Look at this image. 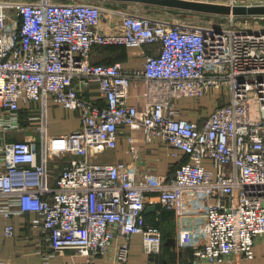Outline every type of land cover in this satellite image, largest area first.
Returning <instances> with one entry per match:
<instances>
[{
  "label": "built area",
  "instance_id": "1",
  "mask_svg": "<svg viewBox=\"0 0 264 264\" xmlns=\"http://www.w3.org/2000/svg\"><path fill=\"white\" fill-rule=\"evenodd\" d=\"M104 11L77 0H0V216L34 214L33 229L50 255L74 251L83 260L73 264H126L134 235L146 253H161L162 228L146 220L152 192L161 204L157 220L164 210L195 217L204 210L191 231L193 264L255 258L257 241L264 244V29L118 11L120 25L106 32ZM115 45L141 50L142 67L92 62L95 47ZM92 86L103 104L84 97ZM133 86L144 88L137 104ZM208 95L216 106L206 121L186 118L179 100ZM51 103L78 112L81 128L49 135ZM35 129L40 147L13 138ZM134 130L185 157L172 178L145 173L137 180L132 164L95 161L122 136L137 154ZM56 159L68 160L58 170ZM4 233L13 237L15 226Z\"/></svg>",
  "mask_w": 264,
  "mask_h": 264
},
{
  "label": "crops",
  "instance_id": "2",
  "mask_svg": "<svg viewBox=\"0 0 264 264\" xmlns=\"http://www.w3.org/2000/svg\"><path fill=\"white\" fill-rule=\"evenodd\" d=\"M121 16H105L102 22V29L106 32L115 31V26L120 25ZM145 53L151 52L144 49ZM145 55L139 49L124 46L95 47L92 55V62L97 64L122 63L125 69H135L142 67ZM142 86L131 88V102L137 104V98L143 93ZM83 95L85 98L103 104L99 98L98 87H84ZM179 107L185 112L186 118L198 123H204L209 114L216 106V99L208 95L200 101L189 98H182L178 102ZM27 113H24L26 116ZM48 134L62 135L78 131L81 128L79 113L68 111L62 107L49 105L48 109ZM34 123L32 129L37 126ZM36 133L26 131L13 135L14 139H27L28 134ZM135 138L137 154L131 151L133 146L126 137L119 139L117 148L99 154L95 161L98 163L126 162L133 165L136 171L135 178L139 180L145 173L172 178L177 167L185 160L175 149L168 147L161 140L147 142L145 133L142 130L129 132ZM40 135V133H39ZM51 163L54 167L58 165L64 167L68 159ZM63 165H62V164ZM56 174V173H54ZM161 204L157 193H149L147 198L146 220L148 224L160 226L163 231V243L161 253L148 254L143 247V237L134 235L130 241V252L126 264H193V245L191 231L197 223L204 221V210L201 215L195 217L190 211H162L160 220H157ZM34 214H19L10 221L0 216V254L2 259L0 264H73L83 260L74 251L66 250L61 253L51 254L50 247L46 238L42 234L34 231L32 220ZM15 226V235L11 238L6 237L4 230L7 224ZM255 258L238 259L231 255L221 264H264V244L258 240L255 245ZM96 264H111L105 259H98ZM195 264H211L203 261Z\"/></svg>",
  "mask_w": 264,
  "mask_h": 264
},
{
  "label": "rangeland",
  "instance_id": "3",
  "mask_svg": "<svg viewBox=\"0 0 264 264\" xmlns=\"http://www.w3.org/2000/svg\"><path fill=\"white\" fill-rule=\"evenodd\" d=\"M22 1H34V0H22ZM58 2H67L68 0H56ZM79 2H93L95 4L101 5L105 11L104 15H115L118 11H129L131 13L149 16L157 19L173 20L179 23H184L188 25L196 26H224L227 27L235 23L236 27L242 28L247 27L250 29H264V18L261 16H237L233 20L230 16L223 15H213V14H202L197 12H189L176 9H167L156 6H148L140 3L134 2H108L103 0H77ZM30 140L38 142L40 147L41 136L39 133L28 134ZM62 164V163H61ZM63 165V164H62ZM60 170V167L58 168Z\"/></svg>",
  "mask_w": 264,
  "mask_h": 264
},
{
  "label": "water",
  "instance_id": "4",
  "mask_svg": "<svg viewBox=\"0 0 264 264\" xmlns=\"http://www.w3.org/2000/svg\"><path fill=\"white\" fill-rule=\"evenodd\" d=\"M108 2H134L148 6L176 9L202 14L223 16L264 17V6H230L198 0H103Z\"/></svg>",
  "mask_w": 264,
  "mask_h": 264
},
{
  "label": "trees",
  "instance_id": "5",
  "mask_svg": "<svg viewBox=\"0 0 264 264\" xmlns=\"http://www.w3.org/2000/svg\"><path fill=\"white\" fill-rule=\"evenodd\" d=\"M104 47H106V46H104ZM107 64H111V63H107Z\"/></svg>",
  "mask_w": 264,
  "mask_h": 264
}]
</instances>
